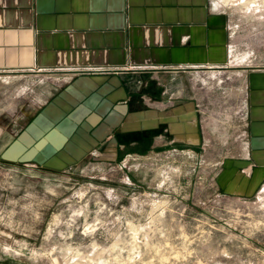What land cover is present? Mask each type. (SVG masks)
<instances>
[{
	"label": "crops",
	"instance_id": "crops-1",
	"mask_svg": "<svg viewBox=\"0 0 264 264\" xmlns=\"http://www.w3.org/2000/svg\"><path fill=\"white\" fill-rule=\"evenodd\" d=\"M219 3L0 0V73L48 88L5 155L51 169L89 159L122 165L153 151L191 157L204 148L200 100L218 74L238 78L244 93L217 184L256 195L264 186V67L233 63L231 12Z\"/></svg>",
	"mask_w": 264,
	"mask_h": 264
},
{
	"label": "rangeland",
	"instance_id": "rangeland-1",
	"mask_svg": "<svg viewBox=\"0 0 264 264\" xmlns=\"http://www.w3.org/2000/svg\"><path fill=\"white\" fill-rule=\"evenodd\" d=\"M217 1L231 12L233 63L264 67V0ZM208 79L204 148L191 157L51 169L5 155L47 86L0 73V264H264V186L241 198L216 179L244 92L238 78Z\"/></svg>",
	"mask_w": 264,
	"mask_h": 264
}]
</instances>
